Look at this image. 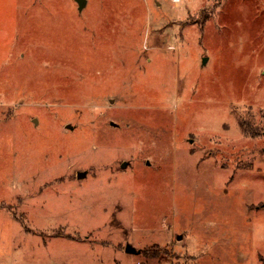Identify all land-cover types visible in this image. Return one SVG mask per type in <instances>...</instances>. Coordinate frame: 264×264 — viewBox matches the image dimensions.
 <instances>
[{
	"label": "rangeland",
	"instance_id": "374dc122",
	"mask_svg": "<svg viewBox=\"0 0 264 264\" xmlns=\"http://www.w3.org/2000/svg\"><path fill=\"white\" fill-rule=\"evenodd\" d=\"M260 257L264 0H0V264Z\"/></svg>",
	"mask_w": 264,
	"mask_h": 264
},
{
	"label": "trees",
	"instance_id": "16d2710c",
	"mask_svg": "<svg viewBox=\"0 0 264 264\" xmlns=\"http://www.w3.org/2000/svg\"><path fill=\"white\" fill-rule=\"evenodd\" d=\"M144 256L157 258L159 260H161V259L167 260V259L174 257V254L169 252L167 249H158V250H154V251L149 250L148 252H144ZM260 262H261V264H264V257H260Z\"/></svg>",
	"mask_w": 264,
	"mask_h": 264
},
{
	"label": "water",
	"instance_id": "95a60500",
	"mask_svg": "<svg viewBox=\"0 0 264 264\" xmlns=\"http://www.w3.org/2000/svg\"><path fill=\"white\" fill-rule=\"evenodd\" d=\"M77 3L79 5V10H82V8H83V6L85 4V0H77ZM125 166H126V164L124 165V167ZM85 177H86V172L77 174V178L78 179H84ZM126 253L127 254H131V255H137V254H140V251H137L133 247H131L130 245H127Z\"/></svg>",
	"mask_w": 264,
	"mask_h": 264
},
{
	"label": "crops",
	"instance_id": "0c3cea01",
	"mask_svg": "<svg viewBox=\"0 0 264 264\" xmlns=\"http://www.w3.org/2000/svg\"><path fill=\"white\" fill-rule=\"evenodd\" d=\"M124 261L126 262V261H128L127 259H124ZM259 261H260V258H259ZM261 263V262H260Z\"/></svg>",
	"mask_w": 264,
	"mask_h": 264
}]
</instances>
